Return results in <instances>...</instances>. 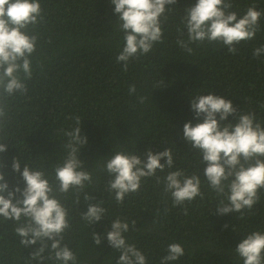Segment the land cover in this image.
Segmentation results:
<instances>
[{
  "label": "trees",
  "instance_id": "trees-1",
  "mask_svg": "<svg viewBox=\"0 0 264 264\" xmlns=\"http://www.w3.org/2000/svg\"><path fill=\"white\" fill-rule=\"evenodd\" d=\"M230 2V11L238 17L250 6L262 13L255 38L236 45L235 54L218 43L190 44L191 53L181 48L177 40L187 41L184 9L196 0H177L161 17V42L147 55L130 60L124 71L123 62L116 61L124 40L111 0H39L43 19L29 30L38 39L30 57L32 77L25 82L27 92L5 101L7 126L0 142L6 143L7 150L0 154L4 165L0 171L10 187L23 188L20 174L11 168L15 157L21 161V172L28 164L54 182V169L68 152L69 138L64 133L75 128V118H80L87 144L78 155L92 183L80 192L54 193L66 207L70 223L62 246L75 254L77 264H116L120 253L108 244L106 231L117 218L129 224L126 243L134 244L147 264H160L171 243L184 250L171 264H243L235 248L251 232H264V190L252 209L243 210L242 219L236 212L218 214L222 197L203 176L207 165L200 164L202 156L183 138V125L197 122L191 109V99L197 95L226 98L237 116L254 113L264 127V54L253 55L256 48L264 47V0ZM131 86L136 92L130 95ZM235 122L229 116L221 123ZM149 148L153 154L171 149L173 167L142 178L139 190L118 204L107 190L106 160L118 151L144 160ZM177 169L200 176L202 195L173 206L171 195L164 191V177ZM84 195L95 199L86 202ZM96 202L106 209L105 217L89 226L81 213ZM17 226L0 218V264H39L30 258L39 244L21 245L14 232ZM92 233L104 237L99 246ZM49 254L48 250L44 253ZM44 264L54 262L45 260Z\"/></svg>",
  "mask_w": 264,
  "mask_h": 264
},
{
  "label": "clouds",
  "instance_id": "clouds-1",
  "mask_svg": "<svg viewBox=\"0 0 264 264\" xmlns=\"http://www.w3.org/2000/svg\"><path fill=\"white\" fill-rule=\"evenodd\" d=\"M111 3L124 40L116 61L123 62V70L127 71L130 60L147 55L155 43L161 42V17L170 10L168 6L176 5L177 0H111ZM231 8L230 0H196L194 6L184 9L187 41L178 39V45L191 53L190 44L218 43L235 54L236 45L255 38L262 13L250 6L238 17L236 12L230 11ZM42 19L39 0H0V133L7 126L8 105L5 101L27 92L25 82L32 77L30 57L36 50L38 39L29 34V30ZM261 54H264V47L254 50V57ZM135 92V86H131L129 94ZM139 99L143 102V97ZM191 109L197 122L183 125V138L191 145V150L202 156L200 164L207 165L203 176L212 191L222 197L216 211L220 215L236 212L242 219L243 210L252 209L260 199L259 193L264 190V127L256 122L254 113L237 116V109L230 100L212 94L192 98ZM229 116L235 117L234 124L221 123ZM75 122L77 126L64 133L69 138L68 152L62 165L54 169V182L46 178L44 171L28 164H24L21 172V161L15 157L11 168L20 174L23 188L10 187L0 171V218L18 225L14 232L25 248L39 244V248L30 254V258L39 264H44L45 260H52L54 264H77L75 254L67 245L62 246L70 223L66 207L54 194H67L70 190L80 192L86 184L92 183V175L83 170L78 155L81 147L87 144V137L81 135L80 118L76 117ZM6 150V143L0 142V154ZM161 160L166 162L162 164ZM173 164L169 148L156 154L149 148L144 160L137 154L115 152L104 166L110 177L107 190L121 204L128 194L139 190L142 178L154 177L158 170L164 172ZM3 167L0 162V169ZM164 185V191L172 197L173 206L191 202L202 195L200 176H188L179 169L167 172ZM94 199L84 195L86 202ZM105 213L101 203H89L81 218L90 226L99 223ZM128 230L129 224L117 218L112 221L111 230L106 231L108 244L120 253L116 264H147L146 256L134 244L126 243L124 233ZM103 238L92 233L97 246ZM46 250L50 252L48 256L44 255ZM166 253L160 264L179 260L184 250L180 244L171 243ZM235 253L243 264H264V232L248 234L237 245Z\"/></svg>",
  "mask_w": 264,
  "mask_h": 264
}]
</instances>
